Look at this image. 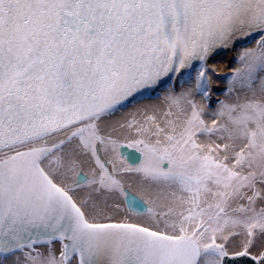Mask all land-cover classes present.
<instances>
[{
  "label": "snow or ice",
  "instance_id": "6c2138e0",
  "mask_svg": "<svg viewBox=\"0 0 264 264\" xmlns=\"http://www.w3.org/2000/svg\"><path fill=\"white\" fill-rule=\"evenodd\" d=\"M0 264H264V0H0Z\"/></svg>",
  "mask_w": 264,
  "mask_h": 264
},
{
  "label": "rangeland",
  "instance_id": "374dc122",
  "mask_svg": "<svg viewBox=\"0 0 264 264\" xmlns=\"http://www.w3.org/2000/svg\"><path fill=\"white\" fill-rule=\"evenodd\" d=\"M241 50L240 49H234V51H232L234 54V57L236 56L237 59H234L232 61V63L230 64V73H228L227 75H217L215 76V80L214 82L221 86V87H224V89L216 92V91H213V88L211 87L212 89V92H211V95H210V98L208 100V111L211 112V111H214L217 107V104L219 102V100H221L222 98L225 99V96H224V93L227 92V89H228V83H227V78L231 76L232 74V69H235L236 67H239V63H238V55H239V52ZM193 75V78L195 76V72L193 71L192 73ZM170 83H173V82H170ZM193 83H194V80H193ZM191 85L187 84V83H184L182 84L181 82V79H177L174 83H173V88H174V91L175 93H180L184 88L186 87H189ZM165 91L166 89H161L160 91H155V92H152V93H149L148 94V97L144 100H150V99H156L158 98L159 96L161 95H164L165 94ZM239 95V96H243V93L240 92L239 90H237L235 93H233V96L232 98L235 99V97ZM218 96L221 98V99H217ZM196 99H200L199 96H196ZM143 101V100H142ZM126 109V108H125ZM123 109V110H125ZM119 113V112H118ZM117 113V114H118ZM103 153H101V156L103 157ZM124 184H125V188L128 190V191H131V193L135 194V195H138V192H137V186H133L131 183H132V180H137L138 181V178L135 177V176H132V175H128V176H125L124 178ZM78 194H81V196H83L85 193L83 191H79ZM122 200V198H120ZM55 247L58 249L59 245L56 244Z\"/></svg>",
  "mask_w": 264,
  "mask_h": 264
},
{
  "label": "bare ground",
  "instance_id": "6f19581e",
  "mask_svg": "<svg viewBox=\"0 0 264 264\" xmlns=\"http://www.w3.org/2000/svg\"><path fill=\"white\" fill-rule=\"evenodd\" d=\"M245 46H251V45H245ZM234 49H240L242 50L241 45L237 44L235 48L233 49H228V50H222L218 53V55H213L210 57L209 59V65L210 66H215L216 68V76L217 75H227L228 73H230V64L232 63V61L234 59H237V57H234V54L232 51H234ZM211 87L213 88V91H220L222 89H224V87H221L219 85H217L215 82L212 83ZM161 89H158V91H160ZM163 96L161 95L156 99H150V100H143L141 101V103L139 105H130L128 108H126L125 110H122L121 112H119L118 114H116L114 117L111 118L110 121H106L105 125H102V127H106L107 124L118 121V120H123L127 118V114L131 111H134L135 107H143L144 105H158V106H162L163 104ZM218 100L221 99L219 96L217 98ZM224 99V98H222ZM221 99V100H222ZM197 101L199 102L200 99H197ZM210 101V100H209ZM87 164H86V168H87ZM138 183L139 181H135L132 180V185L133 186H137L138 188ZM131 192V191H130ZM133 194V193H132ZM79 196H81V194H78ZM135 195V194H134Z\"/></svg>",
  "mask_w": 264,
  "mask_h": 264
},
{
  "label": "water",
  "instance_id": "95a60500",
  "mask_svg": "<svg viewBox=\"0 0 264 264\" xmlns=\"http://www.w3.org/2000/svg\"><path fill=\"white\" fill-rule=\"evenodd\" d=\"M220 51H222V50H217V52L216 53H214L213 55H218V53L220 52ZM212 55V56H213ZM124 151L125 152H128V153H133V150L132 149H124ZM127 190V189H126ZM128 191V190H127ZM129 192V194H132L130 191H128ZM132 195H134V194H132Z\"/></svg>",
  "mask_w": 264,
  "mask_h": 264
}]
</instances>
